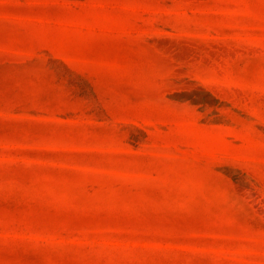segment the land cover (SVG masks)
<instances>
[{"label": "rangeland", "instance_id": "374dc122", "mask_svg": "<svg viewBox=\"0 0 264 264\" xmlns=\"http://www.w3.org/2000/svg\"><path fill=\"white\" fill-rule=\"evenodd\" d=\"M0 264H264V0H0Z\"/></svg>", "mask_w": 264, "mask_h": 264}]
</instances>
